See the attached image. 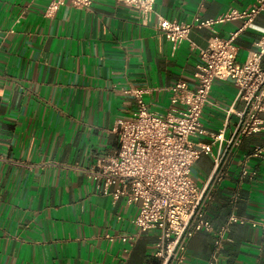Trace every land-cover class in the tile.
Segmentation results:
<instances>
[{
	"label": "crops",
	"instance_id": "obj_1",
	"mask_svg": "<svg viewBox=\"0 0 264 264\" xmlns=\"http://www.w3.org/2000/svg\"><path fill=\"white\" fill-rule=\"evenodd\" d=\"M49 1L0 0V264H159L153 255L157 231L136 232V206L122 199L112 203L95 190L86 170L116 145L114 121L129 118L136 107L125 89L144 88L148 108L163 112L168 86L179 80L194 85L199 49L213 34L236 32L242 62L264 32V11L250 26L229 20L193 27L172 51L153 22L142 23L130 5L91 0L76 7L64 0L48 17ZM254 2L155 0L154 7L168 19L191 22ZM235 92L230 80L213 82L200 119L206 133L194 141L209 143L207 132H217L224 122L229 136L238 118L227 117V109L244 107V101H233ZM259 117L264 121V111ZM262 143L264 129L243 136L226 154V175L214 185L209 155L191 166L197 186L210 184L208 221L214 229L227 225L218 264H264L261 228L227 222L230 214L263 217L264 159L245 160ZM244 163L255 172L252 178L240 176ZM131 232L136 238L130 245L118 238ZM213 241L212 233H194L180 264L207 260Z\"/></svg>",
	"mask_w": 264,
	"mask_h": 264
},
{
	"label": "built area",
	"instance_id": "obj_2",
	"mask_svg": "<svg viewBox=\"0 0 264 264\" xmlns=\"http://www.w3.org/2000/svg\"><path fill=\"white\" fill-rule=\"evenodd\" d=\"M63 1L50 0L44 15L53 16ZM69 1L76 7H87L91 3V0ZM116 1L134 7L142 23L153 22L172 51L187 39L193 27L210 28L214 23L229 20H241L242 27L250 26L253 17L264 11V0H256L248 8L233 7L215 19L194 17L191 22H180L156 12L155 0ZM235 36L236 32L228 37L213 34L208 39L206 47L199 49L201 62L193 72L194 85L179 80L168 86L169 104L163 112L148 108L143 99L144 88L125 89L134 96L136 107L129 118L114 121L116 145L98 156L86 170L95 190L109 196L112 203L122 199L125 204L136 206V214L131 219L136 232L157 231L153 255L159 264L183 262L187 241L198 231L214 235L213 251L199 264H218L219 250L227 240L224 235L227 225L214 229L206 217L210 184L197 186L190 171L201 154L209 155L213 162L209 180L213 185L218 183L226 175L223 162L231 148L237 146L243 136L264 129V121L259 117L264 111V32L242 62L237 60ZM215 80H230L236 87L233 101H244V107L227 109V117L235 113L238 118L229 136L224 135V122L217 132H207L211 137L209 143L194 141L192 138L206 133L200 119ZM251 157L264 159V143L255 145L245 160ZM254 175L245 163L241 166V177ZM227 222L259 226L264 232V212L261 220L230 214ZM136 232L121 234L118 238L130 245Z\"/></svg>",
	"mask_w": 264,
	"mask_h": 264
}]
</instances>
